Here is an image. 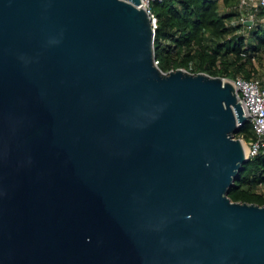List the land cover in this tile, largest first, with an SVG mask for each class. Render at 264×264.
Returning <instances> with one entry per match:
<instances>
[{
	"label": "water",
	"instance_id": "water-1",
	"mask_svg": "<svg viewBox=\"0 0 264 264\" xmlns=\"http://www.w3.org/2000/svg\"><path fill=\"white\" fill-rule=\"evenodd\" d=\"M139 4L0 0V264H264V205L228 196L248 116L154 64Z\"/></svg>",
	"mask_w": 264,
	"mask_h": 264
},
{
	"label": "trees",
	"instance_id": "trees-1",
	"mask_svg": "<svg viewBox=\"0 0 264 264\" xmlns=\"http://www.w3.org/2000/svg\"><path fill=\"white\" fill-rule=\"evenodd\" d=\"M237 5L238 0L152 2L158 67L164 72L183 68L228 79L263 78L254 61L264 64V8L256 9L253 25H243ZM234 134L248 141L253 136L251 122L247 120ZM258 184L264 185V149L248 157L228 196L232 201L264 205Z\"/></svg>",
	"mask_w": 264,
	"mask_h": 264
},
{
	"label": "built area",
	"instance_id": "built-area-1",
	"mask_svg": "<svg viewBox=\"0 0 264 264\" xmlns=\"http://www.w3.org/2000/svg\"><path fill=\"white\" fill-rule=\"evenodd\" d=\"M154 1L161 0H140V4L137 6L143 7L147 11L153 30L157 27V19L151 9V4ZM260 7L264 8V0H238V20L243 25H246L247 21L253 25L256 20V9ZM154 64L158 66L156 59ZM222 80L232 83L243 115L248 116L247 120L252 124L253 136L247 141L248 157L256 155L264 149V77L261 79H245L240 76L234 79L223 77ZM251 114L252 116H249Z\"/></svg>",
	"mask_w": 264,
	"mask_h": 264
},
{
	"label": "rangeland",
	"instance_id": "rangeland-1",
	"mask_svg": "<svg viewBox=\"0 0 264 264\" xmlns=\"http://www.w3.org/2000/svg\"><path fill=\"white\" fill-rule=\"evenodd\" d=\"M260 21H263V19H261ZM257 61L255 60L254 63L258 66L260 74L263 75L264 74V64L262 66H260L258 63H256ZM235 135V134H234ZM235 138H240L243 142V144H245L246 148L248 147V142L242 137V135H235ZM246 156L248 157V149H247V154ZM256 190L259 193H264V185L262 184H258L256 186Z\"/></svg>",
	"mask_w": 264,
	"mask_h": 264
},
{
	"label": "bare ground",
	"instance_id": "bare-ground-1",
	"mask_svg": "<svg viewBox=\"0 0 264 264\" xmlns=\"http://www.w3.org/2000/svg\"><path fill=\"white\" fill-rule=\"evenodd\" d=\"M242 145H243V148H244V153L246 155L247 154V148H246L245 144H243V142H242Z\"/></svg>",
	"mask_w": 264,
	"mask_h": 264
}]
</instances>
